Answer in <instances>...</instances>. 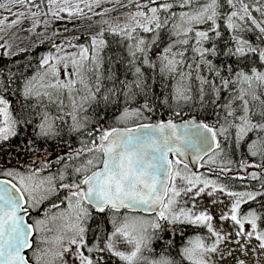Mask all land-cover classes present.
I'll return each mask as SVG.
<instances>
[{
  "label": "snow or ice",
  "instance_id": "obj_1",
  "mask_svg": "<svg viewBox=\"0 0 264 264\" xmlns=\"http://www.w3.org/2000/svg\"><path fill=\"white\" fill-rule=\"evenodd\" d=\"M0 13V56L28 51L13 29L51 41L0 69V264H264V0Z\"/></svg>",
  "mask_w": 264,
  "mask_h": 264
},
{
  "label": "trees",
  "instance_id": "obj_2",
  "mask_svg": "<svg viewBox=\"0 0 264 264\" xmlns=\"http://www.w3.org/2000/svg\"><path fill=\"white\" fill-rule=\"evenodd\" d=\"M80 42H84V37H80ZM50 48V42H44L42 44H38L35 47H33L32 49L28 50L27 52H23L18 54L17 56H14L11 58V60H8L7 58H4L2 56H0V69H4L5 71H7L9 68H11V70L13 72H16L17 69L19 68L20 71H24L25 74H30L32 69L28 68L25 69L24 65H26L28 63V58L32 57V63L35 64L36 57H39L41 53L48 51ZM156 91L159 93L160 92V86L159 84L156 85ZM13 103L15 104V100H13ZM117 113V109L116 107H113L109 110V117L116 115ZM30 132V130H29ZM65 139H70L73 146H77L76 143V137L72 136V137H68L67 134L65 133ZM19 142V137L17 138H13V140L11 141V144L13 145V147L15 146V144H17ZM7 151H9V149H7L4 146H0V162L2 161H7L8 156H7ZM54 151H61L60 147L57 145H54ZM50 152H53V149H50ZM13 155H15V152H13ZM20 158L22 160H24L25 162H27L26 157L23 155V153L20 154ZM246 208V206H245Z\"/></svg>",
  "mask_w": 264,
  "mask_h": 264
},
{
  "label": "rangeland",
  "instance_id": "obj_3",
  "mask_svg": "<svg viewBox=\"0 0 264 264\" xmlns=\"http://www.w3.org/2000/svg\"><path fill=\"white\" fill-rule=\"evenodd\" d=\"M103 7H108L111 8L112 4L110 3H105L103 4ZM96 11H100V9H96ZM122 11V10H121ZM3 14V13H0ZM113 17H115L117 15L116 12H113L111 14ZM98 19V17H93V19L91 21H89L88 19H76L74 20L72 23H67V21H57L56 22V26H59L61 31H62V35L65 37L68 36H72V35H79L80 37H84L85 34L87 32H91L94 31L98 25L96 23H94V21H96ZM67 25L69 31L68 32H63V27L64 25ZM25 27H27V25H25ZM42 29H37L36 31H41ZM2 35V34H0ZM49 36H51V33H48ZM6 38H12V43L14 45H18L21 48H27L28 50L32 49L33 47H35L38 44H35L34 42L37 40V37L35 34H29L26 31H19L16 29H13L12 32L9 33V36ZM53 39L59 43L60 42V38L58 37H53ZM3 41H0V43H2ZM44 42H50L49 40H45ZM60 152V151H59ZM63 154V153H61ZM201 171L203 169H200Z\"/></svg>",
  "mask_w": 264,
  "mask_h": 264
},
{
  "label": "water",
  "instance_id": "obj_4",
  "mask_svg": "<svg viewBox=\"0 0 264 264\" xmlns=\"http://www.w3.org/2000/svg\"><path fill=\"white\" fill-rule=\"evenodd\" d=\"M191 167H193L194 168V170H195V166H193V165H190Z\"/></svg>",
  "mask_w": 264,
  "mask_h": 264
},
{
  "label": "flooded vegetation",
  "instance_id": "obj_5",
  "mask_svg": "<svg viewBox=\"0 0 264 264\" xmlns=\"http://www.w3.org/2000/svg\"><path fill=\"white\" fill-rule=\"evenodd\" d=\"M57 152H59V151H57ZM245 210H246V208H245ZM179 242V241H178Z\"/></svg>",
  "mask_w": 264,
  "mask_h": 264
}]
</instances>
